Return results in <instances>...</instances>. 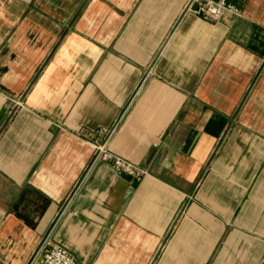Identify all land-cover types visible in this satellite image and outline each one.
<instances>
[{
  "label": "crops",
  "instance_id": "0c3cea01",
  "mask_svg": "<svg viewBox=\"0 0 264 264\" xmlns=\"http://www.w3.org/2000/svg\"><path fill=\"white\" fill-rule=\"evenodd\" d=\"M188 1L0 0L2 264H264V0Z\"/></svg>",
  "mask_w": 264,
  "mask_h": 264
},
{
  "label": "built area",
  "instance_id": "2783aa9c",
  "mask_svg": "<svg viewBox=\"0 0 264 264\" xmlns=\"http://www.w3.org/2000/svg\"><path fill=\"white\" fill-rule=\"evenodd\" d=\"M185 11L205 20H220L226 15H239L238 7L228 0H189ZM103 160H112L117 171H124L131 175L136 174V167L128 161L114 156L102 146L99 149ZM0 264H2L0 262ZM28 264H80L68 250L54 243L48 236L44 237Z\"/></svg>",
  "mask_w": 264,
  "mask_h": 264
}]
</instances>
